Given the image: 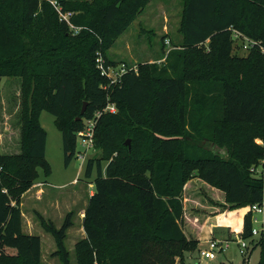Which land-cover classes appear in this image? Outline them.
Instances as JSON below:
<instances>
[{"label": "trees", "instance_id": "1", "mask_svg": "<svg viewBox=\"0 0 264 264\" xmlns=\"http://www.w3.org/2000/svg\"><path fill=\"white\" fill-rule=\"evenodd\" d=\"M54 1L73 13L77 33L50 0H0V78L21 83L19 151L0 153V264H44L40 238L21 232L20 210L38 168L51 171L43 110L55 117L66 165L84 121L102 112L93 134L99 155L85 163L93 193L85 236L75 244L78 264H183L202 238L194 219L209 236L208 205L221 215L247 209L239 236L248 241L247 257L258 248L256 264H264V232L252 235L249 212L264 203V52L254 46L234 54L231 32L264 46V0H183L180 49L168 50L161 66L137 64L113 83L100 74L96 53L120 63L107 50L150 0ZM108 104L116 111L103 112ZM71 217L59 228L40 221L61 264H70L64 241Z\"/></svg>", "mask_w": 264, "mask_h": 264}, {"label": "rangeland", "instance_id": "2", "mask_svg": "<svg viewBox=\"0 0 264 264\" xmlns=\"http://www.w3.org/2000/svg\"><path fill=\"white\" fill-rule=\"evenodd\" d=\"M182 7L183 0H150L147 2L129 27L107 50L109 59L115 62L124 61L130 65L156 62L161 66L168 50L180 49L182 35L179 27ZM233 53L244 56L247 51L240 50L239 46L234 44ZM20 107V79L0 78V153H18L19 151ZM193 117L196 118V115ZM39 122L47 134L45 158L51 171L48 176H45L43 170L38 168L39 178L29 190L20 196L21 232L40 238L41 259L44 264H61L59 257L54 254L55 239L44 229L40 221L44 219L59 228L65 216L71 212L73 224L66 231L64 243L68 250L70 264H78L75 244L85 236L82 217L89 192L93 190V177L87 179L84 176L85 163L94 155L98 156L99 151L84 147L80 137L77 136L76 156L80 152H85L83 155L85 159L83 161L82 158L74 156L66 165L62 135L55 125V117L43 110ZM257 142L261 143L259 139ZM206 147L221 155L224 154V150L213 144L207 143ZM105 166L106 162H103V167ZM73 179L76 181L73 182ZM244 211L245 208H240L218 217V224L226 228L223 233L219 232L220 228L216 229V238L213 239L222 241V249L217 251L215 259L209 260L200 256V249L208 246L207 241H203L198 244L194 252L184 253L183 264H256L259 249H253L247 257L249 252L246 250L242 255L236 242V236L239 237L238 229L241 227L240 214ZM252 226L260 227L258 223H252ZM226 240L228 246L225 248Z\"/></svg>", "mask_w": 264, "mask_h": 264}, {"label": "built area", "instance_id": "3", "mask_svg": "<svg viewBox=\"0 0 264 264\" xmlns=\"http://www.w3.org/2000/svg\"><path fill=\"white\" fill-rule=\"evenodd\" d=\"M50 3L56 10L59 15L60 20L65 21L72 32L75 34L77 33L81 27L75 26L71 23L70 17L72 16V12L63 11L62 7L54 0H50ZM232 38L234 40V44H237L240 50L248 51L250 48L254 46H258L262 52H264V46L261 45L259 41L249 38L248 36L244 35L242 32L231 29ZM169 43V41H167ZM95 62L97 68L100 70V74L102 76L107 77L110 80V83L116 82L120 80V78L128 71L137 72V65L136 64H128L125 62L117 63L116 65H109L106 64L105 59L103 58L100 52L96 53ZM116 108L113 104H108L104 109L103 112H115ZM102 112H97L93 119L87 120L86 125L84 128L77 132V136L80 137L82 145L86 148H93V134L96 125V119L100 116ZM85 152H80L76 157H80L83 160L85 157L83 155ZM249 212H251V221L252 223H258L260 225L259 228L252 226V235L257 236L261 232H264V203H254L249 207ZM228 240V239H227ZM225 242V248L228 246V241ZM236 242L239 247V252L243 255L247 248L248 242L245 239H242L240 236H236ZM222 249V241H218L216 239H210L208 241L207 248L200 250V256L207 258L209 260H213L216 258L217 251Z\"/></svg>", "mask_w": 264, "mask_h": 264}, {"label": "crops", "instance_id": "4", "mask_svg": "<svg viewBox=\"0 0 264 264\" xmlns=\"http://www.w3.org/2000/svg\"><path fill=\"white\" fill-rule=\"evenodd\" d=\"M124 62V61H123ZM84 161V160H83ZM84 163V162H83ZM76 180L75 179H73V182H75ZM93 186V185H92ZM93 193V190L91 191V192H89V196L91 195ZM211 196L213 197V196H218V193H216L215 191H212L211 192ZM185 202L187 203H190L191 205L193 204V205H200V203L198 202V198H196V197H194V196H190V198L189 197H185ZM186 205V204H185ZM186 207H187V205H186ZM203 207H205V206H203ZM208 207V210H209V212H210V215H207L206 217H207V230H208V237L207 236H204L203 235V232L201 231H197V224L198 223H196V221H195V219L192 221L193 222V232L195 233V234H197V233H200L199 235H201V240H200V242H203V241H207V243H208V241L210 240V239H213V238H216V229H221V230H219V232H221V233H223L224 232V228H226V227H223V226H220L219 224H218V217L222 214L221 212H220V208L219 207H213V206H211V205H208L207 206ZM246 212H247V209L245 208V211L243 212V213H241L240 215H241V217H240V219H241V223H240V229H238V231L240 232V230H241V228H242V225H243V218H244V215L246 214ZM220 213V214H219ZM227 212H224L223 214H226ZM228 229V228H227ZM229 231V230H228ZM192 232V233H193ZM193 233V234H194ZM199 242V243H200ZM205 248H207V247H205ZM202 249H204V248H202ZM201 250V249H200Z\"/></svg>", "mask_w": 264, "mask_h": 264}, {"label": "water", "instance_id": "5", "mask_svg": "<svg viewBox=\"0 0 264 264\" xmlns=\"http://www.w3.org/2000/svg\"><path fill=\"white\" fill-rule=\"evenodd\" d=\"M85 107H86V103H84L83 106H82V108H81V111H80L81 114L84 113ZM77 119H80V117H78ZM126 143L128 144L129 143V140H127ZM225 155H226V153L224 151V154H222V156H225Z\"/></svg>", "mask_w": 264, "mask_h": 264}]
</instances>
